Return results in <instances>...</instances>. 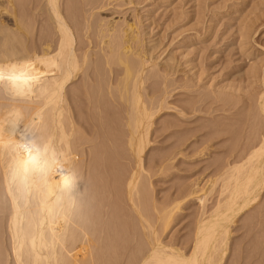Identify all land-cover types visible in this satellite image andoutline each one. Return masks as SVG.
<instances>
[{"label":"bare ground","instance_id":"6f19581e","mask_svg":"<svg viewBox=\"0 0 264 264\" xmlns=\"http://www.w3.org/2000/svg\"><path fill=\"white\" fill-rule=\"evenodd\" d=\"M105 6L102 0H2V5L0 0L2 16L15 28L0 24L5 34L0 50V212L6 219L14 264L91 263L88 255L93 249L83 232L88 225L95 227L96 220L88 213V203L103 201L100 163L106 161L105 149H112L116 134L110 124L101 133L107 143L94 130L92 139H87L88 129L77 106L80 96L88 106L99 104L101 112L108 103L124 107L127 149L136 157L126 182V198L143 221V232L151 230L145 248L129 264H224L230 225L264 194V124H252L248 141L220 171V190L210 212L206 211V195L198 197L200 190L193 188L180 192L183 199L169 206L158 209L155 205L165 233L186 199L197 198L200 203L191 242L181 246L164 243L143 214L147 198L140 186L154 119L169 107L164 105L165 94L148 104L144 100L143 91L150 81V76L145 77L146 67L151 60L142 50L144 40L135 25L126 24L117 33L114 24L103 25L94 19V12ZM37 23L43 27L38 36ZM101 63L111 73L108 99L100 93ZM170 68L165 67L163 78H168ZM257 97L255 105L264 120V91ZM86 124L94 128L90 121ZM99 142L100 148L90 150L87 165H81L85 145ZM97 229L102 238L101 225Z\"/></svg>","mask_w":264,"mask_h":264},{"label":"rangeland","instance_id":"374dc122","mask_svg":"<svg viewBox=\"0 0 264 264\" xmlns=\"http://www.w3.org/2000/svg\"><path fill=\"white\" fill-rule=\"evenodd\" d=\"M102 1L106 6L94 12V19L103 25L114 24L117 33L126 24L135 25L144 40L142 50L151 59L145 74L150 81L143 91L146 103L166 95L164 105L169 110L164 109L154 119L149 137L152 142L143 157L145 177H141L140 188L144 187L147 200L142 211L164 243L181 246L193 237L200 216L199 200L186 199L181 206L183 210L175 214L165 233L155 205L158 209L169 206L183 199L180 192L193 188L200 190L198 197L206 195V211L210 212L220 190L221 181H217L220 171L228 160H233L232 153L248 141L252 126L264 124L255 105L257 96L264 91V0ZM3 13L1 7L0 24L15 29L12 22H6ZM41 25L35 26L37 36L43 29ZM84 25L82 20V30ZM4 35L0 33V50ZM166 66L171 68L165 79ZM100 72L103 76L100 93L108 99L107 78L111 73L103 63ZM115 88L116 83L111 90L114 92ZM80 98L77 106L88 129L87 139H92L93 130L103 134L110 124L116 134L112 149H105L106 161L100 163L99 184L103 189L99 196L103 201L88 203V213L96 220V228L88 225L83 232L93 249L88 259L90 264H129L130 258L145 248L151 230L143 232V221L126 198V182L135 169L136 157L127 149L124 107L108 103L101 112L97 110L99 104L88 106L85 97ZM88 121L94 128L86 124ZM101 138L106 142V137ZM100 146V142L97 146L85 145L81 165H87L90 150ZM97 225L104 230L102 238L97 236ZM230 231L224 264H264V194L258 204L237 217ZM111 242L114 244L110 245ZM187 252L190 253L189 246ZM0 264H14L6 219L1 212Z\"/></svg>","mask_w":264,"mask_h":264}]
</instances>
